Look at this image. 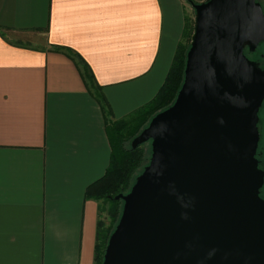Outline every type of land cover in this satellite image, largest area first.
<instances>
[{"label": "crops", "instance_id": "crops-1", "mask_svg": "<svg viewBox=\"0 0 264 264\" xmlns=\"http://www.w3.org/2000/svg\"><path fill=\"white\" fill-rule=\"evenodd\" d=\"M186 2L0 0V264H95L86 191L109 167L110 124L162 88Z\"/></svg>", "mask_w": 264, "mask_h": 264}, {"label": "water", "instance_id": "water-1", "mask_svg": "<svg viewBox=\"0 0 264 264\" xmlns=\"http://www.w3.org/2000/svg\"><path fill=\"white\" fill-rule=\"evenodd\" d=\"M175 103L131 143L151 159L123 201L103 264H264V170L257 158L264 69L258 0L194 4Z\"/></svg>", "mask_w": 264, "mask_h": 264}, {"label": "trees", "instance_id": "trees-1", "mask_svg": "<svg viewBox=\"0 0 264 264\" xmlns=\"http://www.w3.org/2000/svg\"><path fill=\"white\" fill-rule=\"evenodd\" d=\"M187 1L195 3L193 0ZM190 22L192 26L189 25ZM192 31L193 22L186 17L183 41H181L178 46L170 71L156 97L150 103L130 114L127 118L112 122L108 128L112 146L110 164L105 175L88 187L86 191V199H92L97 202L101 200H104L107 203L112 202L113 207L110 212L114 217H118V212L120 211V201L115 200V197L119 194H125L126 191L129 190V183L131 184L132 182L131 178L135 171L140 167V164L144 162L143 160L146 154V151L142 148L143 146L133 149L131 143L146 127H148L151 120L158 113L168 109L175 103L178 93L184 83L187 53L190 48V45L188 46V44L191 41ZM186 40L187 42L185 44L184 42ZM263 44L259 46L255 53L249 52V50L246 49L247 57L259 62L258 65H260V67L264 62V51L261 49ZM55 51L64 52L67 56L78 61V64L84 70V77L88 86H90V88L95 86L91 72L88 71V66L78 55L74 54L71 50L62 47H56ZM97 94L96 97L103 105L107 114H111L107 102L104 101L103 97H100L99 94ZM259 150L257 158L260 162V168H263V163L259 159V156H261ZM98 221L95 245V264H103L105 250L112 233L111 230L109 231V228L104 227V222L101 218H99Z\"/></svg>", "mask_w": 264, "mask_h": 264}, {"label": "rangeland", "instance_id": "rangeland-1", "mask_svg": "<svg viewBox=\"0 0 264 264\" xmlns=\"http://www.w3.org/2000/svg\"><path fill=\"white\" fill-rule=\"evenodd\" d=\"M195 3L194 4H201L203 2H206L207 0H193ZM263 8H264V0H258ZM186 14H185V25H186V17L189 18L190 21L193 22V31H192V35L194 33V27H195V18H196V11L194 10L193 8V5L191 2L187 1L186 2ZM190 26H192L191 22L189 23ZM191 35V34H190ZM191 35V36H192ZM181 41H183V36L180 40V43ZM187 40L184 42L186 44ZM191 45V41L189 42L188 46ZM262 51H264V44L262 46ZM263 55V54H262ZM261 67L264 68V62L261 64ZM259 127H260V131H261V145H260V150H259V154L261 156H259V159L260 161H262L263 165H262V169L264 170V107L262 108L261 110V113H260V124H259ZM144 148V150L146 151V154H145V157H144V162L142 164H140V167L137 169V171H135L134 175L132 176L131 178V184L129 183L130 185V188L128 191H126V194H128L130 192V190L132 189L133 185L135 184V181H136V178L139 174H141L145 167L149 165L150 163V159H151V153H152V149H151V144L150 143H147V144H144L142 145ZM262 197L264 198V188L262 190ZM96 203H98L99 205V208H98V212H99V215H98V218H101V220L104 222V227L105 228H109V231L111 230V233L113 234V231L116 229L118 223H119V219L121 218L120 215L122 214V210H123V201L120 200V206H119V209L120 211L118 212V217H114L113 215H111V212L110 210L112 209L113 207V203L112 202H105L104 200H101L99 202L96 201ZM102 208V209H101ZM99 222V221H98Z\"/></svg>", "mask_w": 264, "mask_h": 264}, {"label": "flooded vegetation", "instance_id": "flooded-vegetation-1", "mask_svg": "<svg viewBox=\"0 0 264 264\" xmlns=\"http://www.w3.org/2000/svg\"><path fill=\"white\" fill-rule=\"evenodd\" d=\"M258 48H259V47H258ZM256 51H257V50H256ZM256 51H255V52H256ZM255 52H254V53H255ZM263 57H264V55H263ZM253 61H256V60H253ZM256 62H257V61H256ZM257 63L259 64V62H257ZM259 66H260V65H259ZM263 69H264V68H263ZM121 201H122V200H121Z\"/></svg>", "mask_w": 264, "mask_h": 264}]
</instances>
